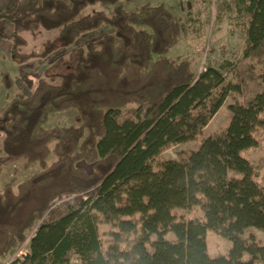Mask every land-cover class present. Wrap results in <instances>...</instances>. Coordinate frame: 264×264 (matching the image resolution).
Instances as JSON below:
<instances>
[{
    "label": "trees",
    "instance_id": "trees-1",
    "mask_svg": "<svg viewBox=\"0 0 264 264\" xmlns=\"http://www.w3.org/2000/svg\"><path fill=\"white\" fill-rule=\"evenodd\" d=\"M133 1L0 0V22L13 27L0 39L20 64L111 29L39 79L24 74L29 94H11L15 80L2 73L0 176L19 162L39 171L0 190V264H74L72 251L81 264H264V242L245 237L264 233L261 167L244 155L264 137V0H235L250 14L248 66L226 60L199 73L168 56L183 32L174 12L164 2L124 5ZM40 30L57 36L23 51L25 33ZM64 61L70 70L55 72ZM232 93L241 101L221 135L202 139L187 160L157 163L168 146L196 140ZM70 108L74 122L47 126ZM209 231L231 242L228 255L209 253Z\"/></svg>",
    "mask_w": 264,
    "mask_h": 264
},
{
    "label": "rangeland",
    "instance_id": "rangeland-1",
    "mask_svg": "<svg viewBox=\"0 0 264 264\" xmlns=\"http://www.w3.org/2000/svg\"><path fill=\"white\" fill-rule=\"evenodd\" d=\"M147 2L158 4L164 2L180 19L183 25V32L180 42L170 50L168 56L171 58H182L189 60L196 72H201L208 65L219 66L226 60L233 62V69H245L248 66L247 60L243 58L246 43V29L250 21V14L239 11L236 7L235 0H134L124 5L128 9H135ZM96 8H100L96 6ZM89 7L87 11L96 9ZM108 13L111 7H105ZM1 32L8 33L7 29ZM111 32L109 27L99 29L91 33L84 34L72 47L59 48L47 58L32 59L25 64H20L14 60L11 55V42L8 39H0V111L7 104L5 95L7 91L2 86V73L9 71L14 80L15 87L10 90L14 94L17 90L30 93L26 84L22 81V76L28 75L34 79H39L47 67L52 66L59 60H68L71 53H74L80 46L90 41L101 38L104 34ZM10 33V32H9ZM27 44L23 47V51H42L44 45L50 39L57 36V31L40 30L37 32H26ZM55 72L66 73L70 70L69 64L65 61L58 65ZM228 82L236 83L237 78L234 72L227 70ZM241 101V97L237 93H232L220 108V110L212 117L208 125L203 129L199 137L194 141L185 143L172 144L168 146L158 157L157 163L160 165L166 160H187L191 153L198 149L200 141L209 136L221 135L227 128L232 113L229 109L231 104ZM78 113L75 109L70 108L62 112L54 113L50 116L47 126L56 125L67 126L74 122ZM244 155L255 165L260 166V173L257 181L264 187V137L260 140L258 146L248 149ZM38 167L26 169L23 162L9 165L4 169L0 176V190L8 183L16 180L20 182L35 172ZM200 212L195 209L190 216H199ZM102 231H110L108 224L101 226ZM251 234L255 235L256 240L264 242V233L257 229H250L246 232L245 237ZM105 240L104 247L107 248V240L109 234H103ZM208 250L212 256L228 255L231 242L223 236L213 232H208ZM28 242L15 250L13 257H22L27 251ZM70 259L74 264H81L80 257L73 251L69 253Z\"/></svg>",
    "mask_w": 264,
    "mask_h": 264
},
{
    "label": "crops",
    "instance_id": "crops-1",
    "mask_svg": "<svg viewBox=\"0 0 264 264\" xmlns=\"http://www.w3.org/2000/svg\"><path fill=\"white\" fill-rule=\"evenodd\" d=\"M7 29L8 30V33L12 31L13 27L12 25L9 23V22H6V21H1L0 22V31L2 29ZM207 239H208V234H207Z\"/></svg>",
    "mask_w": 264,
    "mask_h": 264
}]
</instances>
